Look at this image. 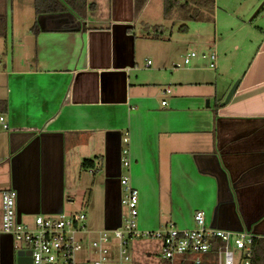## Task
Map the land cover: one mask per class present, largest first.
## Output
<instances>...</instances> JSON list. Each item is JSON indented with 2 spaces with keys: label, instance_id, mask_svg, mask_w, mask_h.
Returning a JSON list of instances; mask_svg holds the SVG:
<instances>
[{
  "label": "crops",
  "instance_id": "1",
  "mask_svg": "<svg viewBox=\"0 0 264 264\" xmlns=\"http://www.w3.org/2000/svg\"><path fill=\"white\" fill-rule=\"evenodd\" d=\"M153 2L163 10V0H146L139 13L136 0H0L8 124L0 130V213L7 189L16 192L21 221L65 212V202H74L65 194L85 188L79 167L91 158L103 189V228L90 230L121 223L125 171L138 193L140 230L193 228L200 211L210 228L264 239V11L253 24L247 18L257 5L229 10L238 26L217 33L214 4L207 46L215 67L201 57L181 77L171 71L181 70L173 60L184 54H172L163 28L149 22ZM125 134L127 170L120 163ZM16 253L0 233V264H16Z\"/></svg>",
  "mask_w": 264,
  "mask_h": 264
},
{
  "label": "built area",
  "instance_id": "2",
  "mask_svg": "<svg viewBox=\"0 0 264 264\" xmlns=\"http://www.w3.org/2000/svg\"><path fill=\"white\" fill-rule=\"evenodd\" d=\"M196 56L194 52L184 55L181 61L173 64V68L188 67ZM201 57L209 59L210 68L215 67L214 54H201ZM150 64L147 61L145 68ZM165 92L168 93L169 89ZM0 128L8 129L2 114ZM120 163L123 169L129 168L127 134L122 137ZM119 184L122 216L116 229L90 230L85 225L83 212L37 214L33 215L30 224H25L17 218L16 192L7 189L1 192L0 233L12 238L16 252L30 251V264H133V242L143 239L157 242L160 264H177L185 260L199 264L216 240L220 241L215 247L216 264H235L237 254L240 264H250L253 236L247 232L210 228L200 211L193 214V228L180 229L166 224L155 230L138 229V193L132 187L128 174L120 176Z\"/></svg>",
  "mask_w": 264,
  "mask_h": 264
},
{
  "label": "rangeland",
  "instance_id": "3",
  "mask_svg": "<svg viewBox=\"0 0 264 264\" xmlns=\"http://www.w3.org/2000/svg\"><path fill=\"white\" fill-rule=\"evenodd\" d=\"M257 5L252 14L247 18V21L252 20L253 24L258 23V16L256 17V11L258 9H263L260 14L264 11V0H216L215 1V12L218 14L219 20L217 24V33H220L221 29H229L230 26H235L238 24H232L230 20L226 17V12H231L229 10L242 12L253 5ZM263 4V5H262ZM259 11V10H258ZM149 22L153 23L155 26H161L163 28V34L170 39V50L173 54L174 50H181L182 55L188 54L190 52L196 53V58H193L189 67H193L194 62L201 59V54L208 53V44L213 38V32L215 28L214 24L209 23H187L188 30L186 32H180L178 30L179 26L182 24L176 18L172 20H165L162 14L160 6H156V3H151L148 7ZM228 22V24H227ZM219 28V29H218ZM209 30V32H208ZM202 34L203 40L199 44L196 41L197 35ZM217 37V36H216ZM183 55V56H184ZM175 63L181 61V59L173 60ZM205 62V61H204ZM174 63V64H175ZM172 74L182 75L185 70L171 71ZM0 130H2L0 128ZM91 159V158H87ZM82 163V162H81ZM80 171L82 174L81 183L83 182L85 188H81V192L77 191L76 195L68 192V195L65 194V200L67 197H73L74 202L68 203L67 201L64 204L65 212H83L86 217L85 225L89 229H100L103 228V189L99 187V184L96 183L100 177L98 171L89 174L88 170L82 169L80 164ZM125 171H123V174ZM91 194V199L89 200V193ZM23 223L30 224L33 221V216H23ZM24 248V247H23ZM132 249V248H131ZM158 244L155 241L151 240H138L133 242V249L131 250V256L133 258V264H160V257L158 252ZM149 254V256H147ZM238 254L235 255V264H238ZM240 264V263H239Z\"/></svg>",
  "mask_w": 264,
  "mask_h": 264
},
{
  "label": "trees",
  "instance_id": "4",
  "mask_svg": "<svg viewBox=\"0 0 264 264\" xmlns=\"http://www.w3.org/2000/svg\"><path fill=\"white\" fill-rule=\"evenodd\" d=\"M146 0H136L135 10L139 13L144 7ZM215 0H163L162 14L165 20L176 18L182 24L178 30L180 32L187 31V23H212V12L214 9ZM57 8V5L53 6ZM39 13L40 9L36 8ZM155 31L159 27H154ZM6 35V20L4 14H0V37ZM153 39H160L159 36H153ZM6 112V104L0 101V114ZM81 168L88 171H93L95 168L94 160L84 159L81 163ZM220 241L216 240L214 247L201 257L199 264H216V248ZM252 258L250 264H264V239L253 238L252 240ZM177 264H192L190 261H180Z\"/></svg>",
  "mask_w": 264,
  "mask_h": 264
},
{
  "label": "water",
  "instance_id": "5",
  "mask_svg": "<svg viewBox=\"0 0 264 264\" xmlns=\"http://www.w3.org/2000/svg\"><path fill=\"white\" fill-rule=\"evenodd\" d=\"M258 10L256 11V13L258 12ZM237 86H238V81H236L232 85V87L230 88L229 92L227 93V95L225 97V100H224L223 104H226L230 100V98L232 97L233 93L235 92ZM207 105H208V102H207ZM60 212H56V213H60ZM17 218H19V214L18 213H17ZM119 226H120V224L118 226H116V227L110 228V230L116 229ZM231 231L241 232L242 230L239 229V230H231ZM29 256H30V251H22V250L18 251L16 253V264H30V257Z\"/></svg>",
  "mask_w": 264,
  "mask_h": 264
},
{
  "label": "flooded vegetation",
  "instance_id": "6",
  "mask_svg": "<svg viewBox=\"0 0 264 264\" xmlns=\"http://www.w3.org/2000/svg\"><path fill=\"white\" fill-rule=\"evenodd\" d=\"M24 251H28V250H24ZM30 257V256H29Z\"/></svg>",
  "mask_w": 264,
  "mask_h": 264
}]
</instances>
